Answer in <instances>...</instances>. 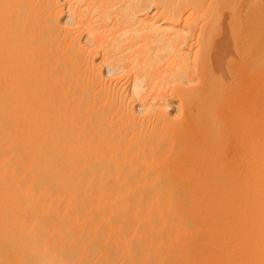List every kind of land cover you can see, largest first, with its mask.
I'll list each match as a JSON object with an SVG mask.
<instances>
[{"label": "bare ground", "instance_id": "obj_1", "mask_svg": "<svg viewBox=\"0 0 264 264\" xmlns=\"http://www.w3.org/2000/svg\"><path fill=\"white\" fill-rule=\"evenodd\" d=\"M243 6L239 0H0V264H184L183 255L187 261L186 247L195 252L186 246L195 223L186 227L193 211H180L183 194L177 199L175 188L184 172L177 175L215 154L214 138L228 147L210 122L215 102L212 110L205 96L229 91L223 74L239 55L235 35L247 34ZM261 77L254 71L255 83ZM201 79L207 84L195 97ZM186 93L196 99L185 105ZM176 111L188 112V120H176ZM238 128L234 137L243 134ZM260 133L256 155L252 146L245 149L257 158L250 161L253 175L264 171ZM204 166L185 178L186 188L180 181L189 205H198L199 191L219 179V170ZM241 177L214 188L246 206H233L243 210L231 217L228 209L226 221L234 224H219L224 235L214 237L221 241H207L215 230L207 221L211 233L203 228L202 217L217 207L196 212L204 222L199 236L206 238L197 237L203 248L214 242L209 250L222 246L239 263L234 254L226 263L220 253L211 262L216 251L205 261L206 249L205 259L190 253L187 262L264 264V182Z\"/></svg>", "mask_w": 264, "mask_h": 264}, {"label": "rangeland", "instance_id": "obj_2", "mask_svg": "<svg viewBox=\"0 0 264 264\" xmlns=\"http://www.w3.org/2000/svg\"><path fill=\"white\" fill-rule=\"evenodd\" d=\"M239 3L240 4H244V6L241 8L242 10H241V16H242V19H243V22L244 23H247V26H246V28L244 29V28H242V29H244L245 30V32L247 33V34H245V36H243V34L241 35V37H239V36H237V35H235V38L236 39H241V41H240V43H239V41H238V43H239V45L237 44V46H239V48H238V50L237 51H239V52H237V53H239V55L237 56V60L236 61H234V62H232V64H230V66H231V68H232V70H230V72L229 71H226V73H224L223 74V76L225 77V78H227V80H231L230 81V83H228V85H229V91H227V90H225V91H227L228 93L226 94V93H224L223 95L225 96V97H222V98H220V100H219V96L221 97V96H223V95H221L222 93H220V94H218L219 96H218V98L217 97H215V95L217 96V94L215 93H213L214 94V97H213V95L211 94H209L208 92H207V94H206V96H205V99H207V101H206V104H212L213 103V105H210L209 104V106L211 107L212 106V110H213V106L215 107V105H216V109H217V113L215 114V108H214V111H211V108L210 107H207V106H205V104L203 103V104H201V105H203L202 107H207V108H209V109H205V111L207 110H210L213 114H215V116L216 117H214V115L213 114H211L210 112V114L208 115L209 117H208V120H210V118L212 117V116H210V115H213V119L212 120H210V122H213V124H215L214 126L216 127V128H214L215 130L216 129H219L220 130V132H221V134H219L221 137L220 138H223L224 140H225V142H226V144L225 145H228V147H225L219 140H217V139H215L214 138V140H212V141H210L211 142V144H214V146L213 147H215L216 149V151H215V154H210L211 156H209V157H207L206 158V161L205 160H203V162L204 163H206V162H208V164H210V163H212V165L210 166V165H206V166H204V164H203V162L201 163H199V165H201V166H204V168H207V169H209L208 167H210V168H214V169H217V170H219V172H218V175H220V176H218L219 177V179L217 178V179H215V182H214V178H216L217 177V175L213 178V182H211L210 184H208V186L206 185L205 187H208V188H206V192H205V187H204V189L201 191H199V193L201 192V194L203 193H205V194H208V195H205L204 194V196L203 195H199V194H197L196 195V198H197V201L198 200H200L201 202L204 200V199H206L205 197L206 196H208L207 197V199H208V201L212 198V200H210V202H212L213 203V205H211V203L210 202H208L207 200H206V202H205V200L203 201L204 203H202L201 204V202L199 201V204L197 205L196 203L195 204H190L189 205V203L190 202H187L186 200L188 199V201H189V197H188V195H187V193H186V191H187V189H185L186 187H185V184L186 183H183L186 179H187V177L188 176H192V174H194L193 172H195L196 174H198L199 172H198V169L199 168H202L201 166H199L198 165V163L195 165V167H197L198 168V166H199V168L197 169V168H195V170L196 171H192L193 169H194V164H193V166L191 165V166H188L187 168H188V170H186L185 168H182V170H185V171H181L180 169H176V170H174L175 172H177L178 173V171L180 170V172L178 173V175L177 176H179V174H181L182 172H184V174H182V175H184V177L182 176V175H180V176H182V177H179V179H181V180H179L178 181V179L176 180V182L178 181V183L180 184V181H181V183H183L184 184V186H183V184H182V186L183 187H185L184 189H182L183 187H181V185L179 186V184L178 185H176V190H175V192L177 193V195H175V197L177 198L178 197V195H180V193H182L183 195H185L184 197H182V198H180L181 196H183V195H181L180 197H178L179 198V200H177V201H179V204L181 203V205H179V208L181 209L180 211H183L184 213H185V211H186V213L187 212H189L190 210H189V208L190 209H192V211H193V215H194V210H196L195 211V215H197L196 214V212L198 213H200V212H203V211H205V209H209V208H213V207H217V209L216 208H213V212H209L211 209H207L208 210V212L210 213L209 215H208V217L207 216H205V219L202 217V219H203V221L205 222H202V219H201V217H199L198 215H197V217H198V219H196V222L194 221L195 220V218H196V216L194 217L193 215H192V212H191V214H190V212H189V214H188V216H187V218H186V227L187 226H189L190 227V225H191V223H193L192 225H194V223H195V225L194 226H191V228H193V230H194V227H195V230L193 231V233H192V231H190L189 233H190V235L192 234L195 238H194V240L193 239H191L192 237L191 236H189V235H187V240L188 239H190L191 241H189V242H191V244H193V241H194V245H197L196 243H199L200 241H198V239H197V237L199 236V234H201L202 232H204V230H203V228L204 227H206V229H205V231H206V234H207V231H209V227H210V230L212 229V230H215V231H213L212 233H211V231H209L208 232V234L209 233H211V234H213V236L211 235V234H209V235H207L206 237H207V241L208 240H210L211 238H214L213 240H218V241H216V242H219V241H221L220 240V237H223V233H224V230L223 231H221V229L224 227L223 225H227V221H226V219H229V217H231L232 215H234V213H236V210L237 209H235V208H241V207H243L244 208V206H240V203H239V201L238 202H236L235 200H233V203L235 202L236 204H238L239 206H237L235 203H234V205H233V203H232V200H231V202H230V199H227V197H229V196H226V194L224 193V191H222L221 192V194H220V196H218L219 194H218V190H221V184H219L220 186V189H218L219 187H217L218 186V181H220V183H221V180L222 179H224V181L225 180H227V179H225L226 177L228 178V180H227V182L226 183H230V182H232V180L233 179H235V177H237L236 179H238V178H240L241 176H243V177H241V179L240 180H242V182L244 181V183L245 182H248L247 180H249V181H251L250 180V178L251 179H253V181H258V177L261 175L260 173H262V172H260L259 171V169H258V171L260 172H256V174L257 173H259V176H257L256 174L255 175H253V173H255L254 171H256V170H254V169H252V170H250L251 168L250 167H253V162L255 163L256 162V156L254 157V156H251V153L253 152V150H254V147L252 146V145H256V144H258V142H259V137L260 136H262L261 135V133L260 132H264L263 130H264V0H239ZM243 36V37H242ZM204 48H206V47H203V49ZM237 48V47H236ZM205 50V49H204ZM203 50V51H204ZM242 51V52H241ZM205 52L206 51H204V54H205ZM241 53V54H240ZM257 67V68H256ZM260 68V69H259ZM233 71V72H232ZM254 71L256 72L257 71V73H260V74H262V77H261V79L259 80V82H257V83H255L254 81H253V73H254ZM227 76H226V75ZM244 79H246V80H244ZM243 81H246V82H243ZM198 82H199V84H198ZM197 83H196V91H198L196 94H195V92H193V94H194V96L195 95H197V94H200L202 91L201 90H203L202 88L203 87H205V85L207 84V82H205V81H202V79L201 80H199ZM203 82H205L204 84H203ZM210 83V81H208V84ZM258 84V85H257ZM198 86V87H197ZM199 89V90H198ZM200 91V92H199ZM188 94H190V93H188ZM193 94H191V95H187V93H186V97H184V99L186 100H184L183 99V104H185L186 105V103L187 104H189V102L192 100H195L196 98H194V96H193ZM182 96H185V95H182ZM190 96V97H189ZM188 97V98H187ZM196 97V96H195ZM214 98H217V99H214ZM211 99L213 100L212 101V103L210 102L211 101ZM215 100H219L218 101V106H217V104H216V101ZM191 101V102H192ZM177 102H179V101H176V103ZM186 102V103H185ZM190 102V103H191ZM204 102V101H203ZM214 102H215V105H214ZM201 107V109H203ZM203 109V110H204ZM177 113H175V112H173L174 114H173V116H176L177 118H176V120H183L184 118H185V120H188V117H187V115H188V112L184 115V114H181V113H179L178 111H176ZM237 112V113H236ZM179 113V114H178ZM176 114V115H175ZM184 115V116H183ZM238 115H241V116H243L244 117V121L241 119L240 121H238L239 120V116ZM179 116H180V118H179ZM173 118H175V117H173ZM238 118V119H237ZM237 121H236V120ZM246 119V120H245ZM242 122V123H245V125L243 126V127H245V128H247V126L249 125L250 126V130L251 129H253V131L256 133H252V131H250L251 132V134L248 136V134H249V131L248 130H246L245 128H243L242 126H240V125H242L241 123H238L237 125H234L233 123L235 122ZM217 121V122H216ZM247 122V123H246ZM248 124V125H247ZM234 125V126H233ZM238 125H239V128H238ZM210 126H213L211 123H210ZM213 126V127H214ZM237 126V127H236ZM212 127V128H213ZM235 127V128H234ZM240 127H242V128H240ZM209 128H211V127H209ZM237 128L238 129H240V130H242L243 129V134L241 133V136L239 135L240 133H238V137H234V135L236 134L237 135ZM249 128V127H248ZM245 129V130H244ZM209 131L211 130V132L213 133L214 132V130H212V129H208ZM165 132L166 131H169V130H164ZM235 131V132H234ZM239 131V130H238ZM246 131V132H245ZM163 132V130L161 131V133ZM216 132H218L217 130L215 131V133ZM242 132V131H241ZM245 132V133H244ZM248 132V133H247ZM167 133V132H166ZM166 133H163L164 134V136H165V134ZM173 133V131H172V129H170V134H172ZM235 133V134H234ZM163 134L161 135V136H163ZM168 134H169V132H168ZM168 134H166V135H168ZM168 135L169 137H167V136H165V138L167 137L168 139H170L171 138V135ZM173 135V134H172ZM214 135V134H213ZM217 135V134H216ZM216 135H215V137H216ZM240 136V137H239ZM257 136H258V138H257ZM252 139H251V138ZM254 137V138H253ZM250 139H251V141H250ZM255 139V140H254ZM253 140V141H252ZM215 141H217V142H215ZM247 141V142H246ZM250 141V142H249ZM255 141V142H254ZM257 141V142H256ZM214 142V143H213ZM254 142V143H253ZM243 143H245V144H243ZM253 143V144H252ZM249 146H252V147H249ZM218 145V146H217ZM223 145V146H222ZM247 146V147H246ZM250 148V150H251V153L249 154H246L245 152V149L246 148ZM218 149V150H217ZM244 150V151H243ZM248 150V149H247ZM250 150H248V151H250ZM247 151V152H248ZM255 151V150H254ZM220 152V153H219ZM229 154V155H228ZM244 154H246L248 157L250 156V158H248V157H246V155L244 156ZM256 155L255 153H252V155ZM212 155H214V156H212ZM222 155H224V156H222ZM218 156V157H217ZM226 156V157H225ZM215 157V158H214ZM253 157V158H252ZM249 160H248V159ZM208 159V160H207ZM231 159V160H230ZM248 161V164H247V161ZM252 159V160H251ZM253 159H255V160H253ZM209 160H210V163H209ZM212 160V161H211ZM217 160H219L218 162H217ZM224 161V163H222L223 161ZM228 160H229V162H228ZM246 162H245V161ZM226 161V162H225ZM233 161V162H232ZM250 161H252V164H251V162ZM257 161H259V160H257ZM215 162V163H214ZM203 164V165H202ZM218 164V165H217ZM228 164V165H227ZM242 164V165H241ZM215 165V166H214ZM241 165V166H240ZM251 165V166H250ZM224 166V167H223ZM225 166L227 167V168H225ZM246 166V167H245ZM190 167H191V171H190ZM217 167V168H216ZM241 167V168H240ZM255 167V166H254ZM253 167V168H254ZM218 168H220V169H218ZM222 168V169H221ZM232 168V169H231ZM249 169V171H248V169ZM224 169V170H223ZM234 169V170H233ZM178 170V171H177ZM226 170V171H225ZM228 170H230L229 171V173H228ZM238 170V171H237ZM243 170V171H242ZM245 170V171H244ZM190 171V172H189ZM200 171V170H199ZM234 171V172H233ZM243 173V174H245V175H243L241 172ZM263 171V170H262ZM186 172V173H185ZM192 172V173H191ZM198 172V173H197ZM226 173V176H225V173ZM235 172H236V174H235ZM238 172H239V174H238ZM249 172V174H248V176H249V178L248 177H245V178H248V179H246L245 180V178H244V176H247L246 174ZM189 173V174H188ZM191 173V174H190ZM222 173V174H221ZM186 174H187V176H186ZM196 174H194V175H196ZM241 174V176L239 177V175ZM250 174H252L253 176H254V178H255V176H257V179L256 180H254V178H252L251 177V175ZM263 174H264V171H263ZM263 174L261 175V178L263 177ZM228 175H233V177L234 178H232L231 176H229L230 178H232V179H229V177H228ZM224 176V177H223ZM173 178H175V176L173 177ZM176 178H178V177H176ZM183 178H184V180H183ZM186 178V179H185ZM230 180V181H229ZM259 180H261L260 182H264V178H262V179H260V177H259ZM263 180V181H262ZM229 181V182H228ZM175 182V183H176ZM187 182V181H186ZM217 182V183H216ZM174 183V184H175ZM214 183H216V184H214ZM255 182H249V184H254ZM177 184V183H176ZM212 184V185H211ZM248 184V185H249ZM214 185V187H212ZM175 186V185H174ZM180 187L179 188V191L177 190L178 189V187ZM212 187L213 189L215 188V189H218V190H215V192H213L212 190L213 189H211L210 187ZM217 187V188H216ZM249 187L250 188H252L251 187V185H249ZM209 190V192H208V190ZM183 190V191H182ZM185 190V191H184ZM182 191V192H181ZM204 191V192H203ZM217 191V192H216ZM179 192V193H178ZM208 192V193H207ZM212 192H213V194H212ZM212 195H210V194ZM214 193H216V194H214ZM219 193H220V191H219ZM223 193H224V195H223ZM209 195H210V197H209ZM214 195H216V199L214 200V198H215V196ZM197 196H199V197H197ZM214 196V197H213ZM226 197V199H227V201H228V204H227V202L225 201L226 199H225V197ZM188 197V198H187ZM220 197V200L219 199H217V198H219ZM221 197H223L224 198V200H223V198H221ZM249 196H247V198H248ZM177 198V199H178ZM184 198V199H183ZM210 198V199H209ZM230 198V197H229ZM222 199V200H221ZM185 201V202H184ZM214 201V202H213ZM216 201V202H215ZM220 202V204H218L217 202ZM222 201H224V202H222ZM207 202L208 203H210V205H209V207L208 206H206L207 205ZM198 203V202H197ZM216 203H217V205H219L220 206V210H219V206H214V205H216ZM224 203H225V205H224ZM229 203H230V205H229ZM246 203V202H245ZM244 203V204H245ZM185 206H184V205ZM206 204V205H205ZM231 204H232V206H231ZM189 205V206H188ZM196 205V208L197 209H199V208H201L200 206H202V208L200 209V210H202V211H200V210H197L196 208H194V206ZM200 205V206H199ZM229 205V206H228ZM198 206H199V208H198ZM213 206V207H212ZM233 206L235 207V208H233ZM248 206V205H247ZM184 207V208H183ZM187 207H188V209H187ZM204 207V208H203ZM206 207V208H205ZM225 209V210H223V208ZM229 207V208H228ZM246 207V206H245ZM243 208H242V210H243ZM216 211H215V210ZM227 209V210H226ZM231 210V211H229V210ZM188 210V211H187ZM206 210V211H207ZM217 210H219V211H217ZM241 210V211H242ZM221 211V212H220ZM224 211V212H223ZM232 212L233 214H231L230 215V213L229 212ZM235 211V212H234ZM239 209L237 210V212H241ZM217 213V215H216V213ZM218 212H219V216H218ZM227 212V213H226ZM214 213V214H213ZM186 214V215H187ZM213 214V215H212ZM222 214V215H221ZM227 214V216H228V214L230 215L228 218H227V216H225ZM211 215V216H210ZM190 216V219L188 218ZM221 216V217H220ZM192 217V218H191ZM194 217V218H193ZM207 217V218H206ZM216 217L217 218H220L219 220H216ZM199 218L201 219V220H199ZM210 218V219H209ZM222 218H224L223 219V221H222ZM192 219H194V220H192ZM207 219V220H206ZM208 219H209V221H208ZM213 219V221H211ZM197 220H199V221H197ZM214 220H216V221H218V222H216V221H214ZM189 221H191V222H189ZM202 223H204L203 225V228H202V232H201V222ZM209 223V227H207L208 226V223ZM220 221V222H219ZM199 222V223H198ZM212 222V223H211ZM216 224H215V223ZM221 222H222V224H221ZM226 222V223H225ZM229 222H230V220H229ZM233 221L231 220V222L230 223H228V225L229 226H231L232 227V224H234V222L232 223ZM213 223H214V227H213ZM188 224H190V225H188ZM198 224H199V226H198ZM201 224V225H200ZM212 226H211V225ZM219 224H220V227H222L221 229H220V227H219V229H220V231H218L216 228H218V226H219ZM231 224V225H230ZM207 225V226H206ZM215 225H217V227L215 226ZM222 225V226H221ZM225 225V226H226ZM238 225V224H237ZM197 226H198V228H197ZM235 225H233V227H234ZM191 228L189 229V230H191ZM187 229V230H188ZM198 229V230H197ZM188 230V231H189ZM200 230V231H199ZM217 231H218V233H217ZM195 232H197V233H195ZM199 232V233H198ZM201 232V233H200ZM214 232H216V233H214ZM221 232H222V234H221ZM187 234H188V232H187ZM215 234H218L217 236H219L220 235V237H216V239H215ZM202 235V237H203V233L201 234ZM200 235V236H201ZM222 235V236H221ZM200 236L198 237V238H200ZM210 236H212V237H210ZM189 237H191V238H189ZM206 237H204L203 239L205 240V238ZM210 238V239H209ZM201 240H203L202 238H200ZM222 239V238H221ZM193 240V241H192ZM196 240V241H195ZM212 239L210 240V241H213ZM206 241V242H207ZM189 242H186V246L188 245V246H190V247H194V251L195 252H197L199 249H197L198 248V246H199V248H203V245H204V241L202 242L203 243V245L202 244H198L196 247L194 246V245H191ZM205 242V243H206ZM188 243V244H187ZM212 243V242H211ZM211 243H208L209 244V247L210 246H212V245H210ZM214 243V242H213ZM212 243V244H213ZM222 243V242H221ZM219 245L218 246H220V243H218ZM201 245V246H200ZM214 245V244H213ZM217 245V244H216ZM208 249H207V248ZM209 247H208V245L207 244H205V246H204V248L202 249L203 251L206 249V251L208 250V252H206V251H204V252H202V250H200V251H198L197 252V255H196V253L194 252V253H192V252H189V250H193L192 248H189V247H186V248H188V250L185 248V251L187 250V253L185 254L186 256H185V258H187V261L189 260H191L194 256H197L198 257V262H199V259H201L202 260V258L203 259H205V257H204V255L206 254V253H209V254H207V255H205V256H208L207 257V259H205V261L207 260L208 261V259L210 260V257H209V255L211 254V252L213 251H211V250H209ZM222 247V246H221ZM220 247V248H221ZM197 250H196V249ZM211 248V247H210ZM212 248H213V246H212ZM216 248H217V246H216ZM219 247H218V249H219V252H217L218 251V249H217V251L216 250H214L212 253H215V251H216V253H215V255L214 256H211V262L212 261H214V257L218 254V253H220V254H218V257H220V255L223 253L224 254V250L223 249H220ZM215 249V248H214ZM222 250V253L220 252ZM184 252V251H183ZM189 252V253H188ZM201 252H202V254H201ZM206 252V253H205ZM229 251H227V253H228ZM191 253V256L194 254V256L193 257H191L190 256V258H188L189 257V255H188V257H187V254H190ZM226 253V252H225ZM198 254H199V256H198ZM222 254V256L224 257L223 258V260L227 263V261L229 262L230 261V258H232L233 257V252L231 253L230 252V255H228L227 254V256H229V257H227V256H224V255H226V254H224L223 255ZM183 255V254H182ZM200 256H201V258H200ZM203 256V257H202ZM183 257H184V255H183ZM182 257V260L184 261V264L186 263H188V264H190L191 262H192V264H198V262L197 261H194V263H193V261H191V262H187V261H185V259ZM213 257V258H212ZM226 257V258H225ZM236 257L238 258V254H237V256H236V254H234V258H232L233 260H236V262L237 263H239L238 261V259H236ZM216 258H217V256H216ZM222 257H220L219 259H221ZM229 259V260H226V259ZM194 259V258H193ZM195 259H196V257H195ZM213 259V260H212ZM219 259L218 260H215L216 262H214V264H218L219 262V264H226L224 261L222 262L221 260L219 261ZM197 260V259H196ZM204 261V260H203ZM202 261V262H203ZM218 261V262H217ZM232 261V260H231ZM230 261V262H231ZM197 262V263H196ZM201 262V261H200ZM208 262H210V261H208ZM183 263V262H182ZM205 263H207V262H204V264ZM232 263V262H231ZM200 264V263H199ZM201 264H203V263H201ZM209 264H211V263H209Z\"/></svg>", "mask_w": 264, "mask_h": 264}]
</instances>
